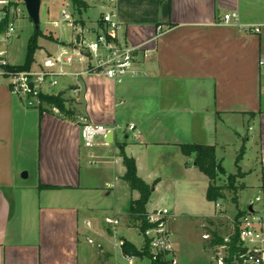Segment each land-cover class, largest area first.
I'll use <instances>...</instances> for the list:
<instances>
[{
	"label": "crops",
	"instance_id": "0c3cea01",
	"mask_svg": "<svg viewBox=\"0 0 264 264\" xmlns=\"http://www.w3.org/2000/svg\"><path fill=\"white\" fill-rule=\"evenodd\" d=\"M108 1L112 6L105 14H113L122 25L119 39L151 51L148 58H141L139 76L128 77L122 84L84 76L79 79L76 97L72 95L73 80H64L56 93L64 91L74 104L78 101L81 112L73 119L56 108L41 112L39 104L31 110L24 98L11 93L9 81L0 80V264H130L124 258L123 242L141 249L144 239L133 240L128 229L120 226L124 223L118 214L140 196L123 180L122 147L135 159L138 175L147 184H155L152 204L167 177L198 170L194 162L188 165L190 157L182 153L181 144L215 146L217 159L226 170L218 155V149L224 150L228 144L218 142L221 125L234 130L239 139L250 141L258 138L250 134L258 123L260 189L264 194V73L259 67L264 57V0ZM56 4L64 7L69 2ZM231 13L238 15L240 25L224 22V16ZM102 18L94 30L66 20L72 24L73 35L68 41L55 36L56 52L69 48L81 30L93 38ZM242 25L261 26L262 31L245 32ZM13 60L10 55L11 65ZM29 118L35 122L37 134L33 169L15 160L16 146L22 141L18 142L16 129L27 126ZM81 119L115 128L114 142L108 143L105 136L94 147H85ZM131 124L142 134L141 141L128 131ZM239 126L248 127L245 136ZM197 136L207 141H199ZM242 148L244 155L236 167L246 173L241 165L247 156L245 144ZM160 158L163 165L158 164ZM96 164L102 167L97 172L85 167ZM25 171L34 177L32 184H23ZM99 172L105 176L104 187L93 183ZM158 200V196L154 198L155 203ZM159 208L147 206L148 212ZM213 214L209 210L202 215ZM106 217L121 223L113 230L105 223ZM172 233L173 264H186L184 239ZM208 235L214 238L202 236L207 245L200 251L205 254L209 249L213 259L217 234ZM145 261L150 264L145 258L134 264Z\"/></svg>",
	"mask_w": 264,
	"mask_h": 264
},
{
	"label": "rangeland",
	"instance_id": "374dc122",
	"mask_svg": "<svg viewBox=\"0 0 264 264\" xmlns=\"http://www.w3.org/2000/svg\"><path fill=\"white\" fill-rule=\"evenodd\" d=\"M57 1L60 0H42L40 14V30L42 36L38 39L40 49L35 54V63L31 70L38 68V63L47 56L46 53L48 51L53 55L57 53L56 43L58 40L55 36L61 41H68L72 37V24L64 19L62 15L64 10L71 15L74 25L77 23L80 26L84 25L86 28L94 30L96 24L101 21L102 16L106 11L110 10L112 6L108 0H79L85 6V8L79 12L74 6L73 0H63L64 2H69V4H66L67 6L65 5L64 7L62 5H57ZM4 9L9 10L10 22L13 23L15 27L14 39L9 48V56L11 55L14 58L13 65H22L25 61L28 42L35 32V26L28 17L25 4L21 0H10L9 6ZM2 14L3 12L0 10V18ZM55 22H58V24ZM0 80L4 82L9 81L7 79L5 80V77L2 76H0ZM67 84L65 86H67ZM58 89L59 87L54 91L57 92ZM24 99L23 103L25 104L26 98L24 97ZM77 102L78 101H76V104L73 106L76 108V111L80 113V106H77ZM29 108H31V110L33 109V107ZM32 121L33 120L29 118L27 126L22 127V124L16 129V137H20L18 138V142L19 140L21 141V139L22 141L20 147L19 145L16 146L15 160H17V163L19 162L21 166L30 169L36 166V155L38 154L37 134L34 127L35 122ZM84 121V119H81L80 122ZM254 129L255 132L251 131L250 134H257L258 138L257 140L250 141L239 139L235 131L232 129L230 131L226 125H221L217 133L218 142L224 140L228 143L224 150L218 149V155L223 159L224 166L228 173L234 177L235 190L225 189L222 191L224 197L218 198L215 202L208 201L206 195L209 178L200 172L199 169H196L188 174L176 173L172 177H167L160 191L157 192L155 196L159 197V200L156 201L157 203L154 201L155 197L152 200V204L148 203L149 205L147 206L149 208L156 204L161 208H168L172 216L176 214L175 219L172 217L170 218L169 228L181 239H184L182 244L186 264H218L217 257L219 255H217V249L214 252L215 255L213 259L211 258L212 252H210L209 249H206L205 254H202L200 251L202 247L204 248L207 245V241H205L202 236L205 238L204 234L216 233L217 237L222 238V236L228 235L232 231L233 226L236 225L238 213L245 212L252 203L255 204V209L257 211L264 213V194L260 189L263 182V175L260 164V128L258 123H255ZM238 130L245 136L246 132H248V127L246 126V130L242 127L238 128ZM197 137L199 141H207L205 137ZM243 144H245L247 148V156L241 165L245 166L246 173L242 171V169H237L236 167L239 164H236V159ZM193 162L194 160L189 158L188 165H191ZM163 163L164 162L160 158L158 164L163 165ZM85 167L94 172L102 168L100 164L93 166L88 165ZM100 172L104 173L103 170ZM100 172L98 176L94 175L93 183L98 185V187H104L102 180L105 179V176L103 175V177H101ZM28 177L24 178L22 174L24 180L22 178L21 180L23 184H32L34 182V177ZM21 180L19 179V181ZM216 184L218 186H227V179L220 174ZM14 194L15 192H11L12 196H14ZM257 197L262 198V201H256ZM128 210L129 209L118 214L124 223V225L120 226H124L125 229H128L129 233L133 235V240L142 241L143 237L138 228V223H134L130 219ZM209 210L214 211L212 216L202 215ZM213 238V235H209L207 239L211 240ZM144 245L145 242L141 248H143ZM145 264H148V261H145Z\"/></svg>",
	"mask_w": 264,
	"mask_h": 264
},
{
	"label": "built area",
	"instance_id": "2783aa9c",
	"mask_svg": "<svg viewBox=\"0 0 264 264\" xmlns=\"http://www.w3.org/2000/svg\"><path fill=\"white\" fill-rule=\"evenodd\" d=\"M10 0H0L2 16L6 17L5 7ZM66 20L71 16L63 12ZM226 24L240 25L239 17L235 13L224 16ZM103 26L93 37H88L84 31L77 33L76 39L69 48H63L55 55L49 54L38 63V68L24 72H13L6 67L9 62V45L14 39L15 27L10 22L7 30L0 34V76L9 80V88L13 95L26 98L29 107L39 103L37 95L43 93H56L54 90L63 84L64 80H73L72 95L76 97L80 90L79 79L84 76H97L106 78L116 84H122L128 77L141 74V58H148L151 51L134 47L119 39L121 23L113 14H105L102 18ZM245 32L259 34L261 26L242 25ZM259 67L264 73V57L259 61ZM32 84L37 95L32 94L28 87ZM110 131L115 133V128L84 121L80 134L87 148H92L99 138L105 137ZM134 140L141 141L143 136L135 125L128 126ZM257 197L256 201L260 202ZM254 204V203H253ZM219 206V205H218ZM254 212L249 207L241 215L236 225L228 235L222 236L223 243L217 246L218 264H225L230 256V245L234 235L237 237L232 264H264V213ZM172 217L168 208H159L148 212L149 227L142 233L144 241L149 246L150 257H144L150 264H173L174 239L169 228ZM105 223L113 230L120 225V220L115 217H106ZM91 227L90 222H86ZM209 235H205L208 238ZM92 243L93 241L90 240ZM125 260L134 264L141 258L124 254Z\"/></svg>",
	"mask_w": 264,
	"mask_h": 264
},
{
	"label": "trees",
	"instance_id": "16d2710c",
	"mask_svg": "<svg viewBox=\"0 0 264 264\" xmlns=\"http://www.w3.org/2000/svg\"><path fill=\"white\" fill-rule=\"evenodd\" d=\"M74 6L80 12L85 8L84 4L79 0H73ZM7 15L0 21V34L5 32L10 24L9 10H5ZM77 23L74 25L76 26ZM103 24L101 23V27ZM42 36L41 30L34 32V35L30 38L27 46L25 61L22 65H9L6 67L7 70L13 72H24L30 71L35 63V54L39 51V37ZM39 100V109L41 112L51 111L52 109H58L59 113L66 118L73 119L77 115L76 108L73 106L75 100L66 97V92L60 91L58 93H43L40 92L37 95ZM182 153L194 160L196 167L200 172L205 174L209 178V186L207 189L208 201L215 202L218 198L224 197L222 191L225 189L235 190L234 177L231 176L223 167L222 162L217 159L216 147L210 145L201 144H181ZM244 148L240 150V153L236 159L238 164L244 155ZM121 157L123 164L126 167V173L123 176L124 182L127 183L131 191H137L139 198L132 200L129 206V217L134 223H138V228L143 233L150 225L147 221V205L152 195V189L155 184H147L139 175L134 158L126 155L124 148H121ZM225 176L227 179V186H218L216 181L219 175ZM244 212H239L236 217V223ZM215 244L220 245L223 243V239L215 237ZM237 241L236 235L232 238L230 245V256L225 260V264H232V256L235 252V243ZM145 242V241H144ZM124 254L136 256L139 258L150 257L149 246L145 242L143 248L138 249L134 244L124 241L122 244Z\"/></svg>",
	"mask_w": 264,
	"mask_h": 264
},
{
	"label": "water",
	"instance_id": "95a60500",
	"mask_svg": "<svg viewBox=\"0 0 264 264\" xmlns=\"http://www.w3.org/2000/svg\"><path fill=\"white\" fill-rule=\"evenodd\" d=\"M21 1L25 4V7H26V10L28 13V17L33 22V24L35 26V30L39 31L40 30V22H41L40 14H41L42 0H21ZM28 89L32 94L37 95L36 92L34 91V87L32 84L29 85ZM106 141L108 143L114 142V132L113 131H110L106 135ZM194 165L196 166L195 163H194ZM23 177L27 178L28 173L24 172ZM249 211L250 212L255 211L253 203L249 205Z\"/></svg>",
	"mask_w": 264,
	"mask_h": 264
}]
</instances>
